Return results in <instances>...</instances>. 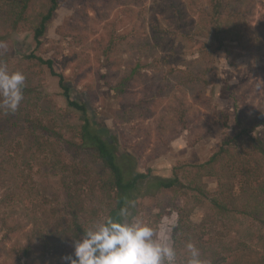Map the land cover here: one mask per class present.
Instances as JSON below:
<instances>
[{
	"label": "rangeland",
	"instance_id": "obj_1",
	"mask_svg": "<svg viewBox=\"0 0 264 264\" xmlns=\"http://www.w3.org/2000/svg\"><path fill=\"white\" fill-rule=\"evenodd\" d=\"M183 1L191 4V7L185 8L198 21L199 11L205 6V0ZM229 1L230 6L225 7L228 9L223 11V16H229L228 10H231L230 15L238 22L233 26L236 30L235 41L225 44L231 51L230 54L224 49L217 52L215 83L208 88L206 96L199 95L195 87L192 91L193 85L190 82L189 87L183 85L187 81L185 76L195 75L199 69L197 64L198 67H192V74L184 73L185 62L193 64L200 56L193 42L189 44L182 42L179 36H168L163 45L152 49L156 45L147 28L150 11L153 9L151 0H132L133 7H129L132 4L130 0H62V6L41 46H37L32 33L34 19L9 32L1 31L7 47L0 48L3 59L0 64L4 63L9 71H20L25 75L24 88L28 87V90L23 89V94L28 92V101L37 102L39 107L47 111L48 118L55 119L65 127L66 120L74 119L77 124L80 122L78 113L68 108L59 86V78L53 76L46 67H39L35 61H26L24 56L35 53L45 59L51 58L55 61L57 72L65 74L74 97L88 103L96 113V121L112 134H117L121 152H128L132 156L123 164L125 168L130 166L136 172L152 178L165 179L172 177L174 167L188 165L186 169H182L181 184L197 185L215 192L218 183L194 165L207 162L222 146L223 135L230 132V127L224 126L226 117L232 126L236 114L241 110H247L249 119L256 115L255 111L264 110V41L259 39L260 28H264L259 25L264 16V0ZM43 5L44 0H37L32 11L40 10ZM238 16H241V20H238ZM196 25L198 26L197 23ZM199 28L201 27L193 30L199 31ZM15 35L19 37V47L13 43ZM108 36L113 41H119L124 36L131 42L130 45L124 42L119 49L118 64L111 74L107 58L99 49ZM157 57H165V61L160 59L161 63L158 65L161 70L158 73L154 74L151 69L148 71L149 76L146 78L151 83L130 86L129 81H126L123 96L115 89V77L124 72L126 66L143 64L147 58L150 64ZM169 62L177 63L178 69L182 71L170 72ZM154 86L170 95V99L163 98L159 103L142 100L145 105L143 108H151L152 112L146 111L140 104L137 109L134 102L146 92L152 95L151 88ZM174 94L182 95L191 111L184 120L171 128L168 139L164 141L160 132L161 120L166 125L173 117L171 108L176 105V99L172 97ZM25 97L26 95L23 96ZM154 98L156 99L155 96ZM28 108H32V105L28 104ZM216 112L219 115L214 117L213 131L191 147V135L203 130ZM45 120L46 123L49 122V119ZM29 128L30 125L24 123L19 113L5 115L0 119V264L64 263L62 257L67 256V248L80 239L69 231V223L75 211L69 205L66 182L71 184L75 194L82 175L69 180L72 171L64 172L62 166L75 167L78 172H84V168L88 167L92 177H98L101 168L96 165L97 153L80 148L79 139H76V143L69 144L47 135L46 142L39 140L45 143L44 149L36 145L38 139L35 135L26 138L28 141L22 139V134ZM66 132L64 129V133ZM37 135L41 139L42 135ZM25 143L34 144L32 153L21 147L27 146ZM238 182L236 180L235 184ZM80 186L78 185L79 188ZM184 195L185 191L177 194L162 193L143 184L134 191V201L128 208L134 218L149 223L157 230L158 236L173 243L174 227L182 209L195 227H191L193 234L203 232L207 234L204 238L208 239L209 236L214 237L217 231H224L226 234L231 233V238L238 237L235 242L246 241L245 235L250 228L247 218L235 215L226 221L214 219L213 216L208 221L206 209L188 203ZM85 204L86 212L90 216L92 214L93 221L109 216L108 210L102 209L106 202H88L87 199ZM112 204L115 206L114 202ZM85 219L82 218L83 225ZM30 237L33 239L32 258H20L19 248L27 246ZM231 238H227L225 242ZM249 239L252 238L247 240ZM211 257L209 253L206 261H211Z\"/></svg>",
	"mask_w": 264,
	"mask_h": 264
},
{
	"label": "trees",
	"instance_id": "obj_2",
	"mask_svg": "<svg viewBox=\"0 0 264 264\" xmlns=\"http://www.w3.org/2000/svg\"><path fill=\"white\" fill-rule=\"evenodd\" d=\"M36 1L0 0V39L2 42H6V40L5 38L3 39L1 31L6 30L9 32L14 27L18 28L34 19L33 23L35 24L32 23L31 26L34 40L38 47L42 45L53 19L62 6V0H44V5L40 10L32 11ZM130 1L132 2V0ZM151 2L153 9L150 11L151 14L149 13L150 18L147 28L152 42L156 45V48L153 47L152 49H157L159 45H163L165 37L168 36H179L182 42H188L189 44L193 42L200 56L193 64L183 60L186 64V66L184 64L186 67L184 73L192 74L194 65L197 67L199 65V69L195 75H192L193 77L191 75L185 76L187 81L183 85L189 87L188 83L190 82V85H193L191 87L192 91L195 87V91L199 95L206 96L208 88L215 83L217 52L224 49L230 54L231 51L225 44L235 41L234 31L236 30L233 26L238 22L230 15L231 10H228L229 16H223V11L228 9V7H225L230 6V1L205 0V6L199 11L198 21L195 20L194 16H190L185 8L186 6L191 7V4H186L183 0H151ZM133 6L132 2L129 7ZM29 14H31L30 17ZM238 20H241V16H238ZM239 25L242 26V23L239 22ZM259 25L260 27L264 26V16H262ZM199 26L201 27L199 31L198 29L193 30ZM259 39H261V42L264 41V28H260ZM124 42L127 45L131 43L124 36L119 41H113L112 37L108 36L99 46L101 54L107 58L106 62L110 74L118 64L119 49ZM13 43L19 47L20 41L17 35L14 36ZM18 52H20V49ZM24 57L28 62L35 61L39 67H46L53 76L59 78V86L67 101L68 108L78 113L77 117L80 122L76 124L74 119L73 121L66 120V127L58 124L55 119L48 118L47 111L39 107L37 102H29L27 98L28 92H25L23 96L26 95V97L23 98L18 110L15 112L19 113L24 123L31 127L26 129V133L22 134V139L28 141L26 138L35 135L38 139L36 145H40L44 149H46L45 143H41L39 140L46 142L47 135L55 136L58 141L69 142V144H74L77 141L76 139H79L80 144L78 145L81 146H79L80 148L86 149V151L89 150L90 153L92 150L97 153L98 164L96 165L101 168V173L98 177H92L88 172V167L84 168V172H78L75 167L62 166L64 172L72 171L69 180L82 175L79 184H77L75 194L71 184L66 182L69 205L75 211L73 219L69 223V231L73 235L81 237L83 231L93 221L92 214L90 216L86 212L85 202L87 199L88 202L89 200L91 202L96 200L106 202V206L102 209L108 210L109 216L115 217L121 207H128L134 201V191H137L145 184L149 189H157V191L162 193L177 194L185 191L184 197L187 198L188 203H193L195 206L206 209L208 221L213 216H215L214 219L219 218L227 221L230 216L235 215L244 216V218L249 220L250 228L247 235H245L246 241L235 242L238 237L231 238L232 234H226L224 231L223 233L217 231L214 237L209 236L208 239H205L206 233L195 232L193 234L191 232L193 231L191 227L193 229L195 227L192 226L187 214L182 209L174 227V246L177 250L179 261L183 262L187 259L188 254L185 246L188 242H191L200 250L203 260L206 261L209 253L211 254V261L208 264H264V110L255 111L256 115L249 119L247 110L243 109L236 114L232 126L229 118H225L224 126L226 128L230 127V132L223 135L222 146L213 153L207 162L202 165H194L195 168L204 170L202 172L206 176H211L214 182L218 183V189L215 192H209L205 187L181 184L182 169H186L188 165L174 167L172 177L165 179L152 178L149 175L136 172L134 169L129 168L130 166L125 168L123 164L128 159H131L132 156L128 152H121L120 148H118L117 134H112L109 129L101 126L96 121V113L89 107L88 103L85 100L81 101V99L74 97L72 87L67 82L65 74L57 72L55 61L51 58L45 59V57L38 56L35 53ZM165 57L160 59L165 61ZM160 59L157 57L149 64V59L147 58L143 64L126 66L125 71L115 77L117 80L116 85L114 84L115 89L123 96L125 94L123 85L126 81H129L130 86L136 83L141 85L151 83L149 82L150 79L146 78L149 76L147 73L150 69L154 74L161 70L158 65L161 63ZM2 61L3 59L0 55V63ZM168 65H170V72L172 73L182 71L178 69L177 63L169 62ZM23 89L27 91L28 87ZM151 89L152 95L146 92L139 100L134 102L137 109L139 104L142 105V108L145 106L141 102L142 100L159 103L163 98L170 99L171 97L166 95L165 91L161 90L160 87L154 86ZM172 97L176 99V105L171 108L174 115L166 125L164 120H161L162 129L160 132L163 139H165L164 141L168 139L171 128L175 127L181 120H184L191 111L190 105L187 104L182 95L174 94ZM198 98L199 96L196 100ZM28 104H31L32 108H28ZM143 109L152 112L151 108ZM129 111L132 112L131 110ZM12 114L0 111V119L5 115L9 116ZM218 115V113L214 114L211 122L205 124L203 130L191 135L189 139L191 147H194L213 131L212 123L215 121L214 117ZM45 119H49V122L46 123ZM64 129L67 130L66 133H64ZM37 133L42 135L41 139ZM25 144L27 146L21 145V147L26 149L28 153H32L34 144ZM49 144L50 146L52 145L51 142ZM236 180L239 181L237 184H235ZM78 185H81L80 188ZM235 187H238V189ZM84 195H86L85 198H83ZM95 196L96 198H93ZM112 202H114L115 206H113ZM246 208L248 210H245ZM82 218H86V225L82 224ZM249 237L252 239L247 240ZM227 238L231 239L225 242ZM28 240L27 246L19 248L21 251L20 258L25 257L27 260L32 258L33 255L31 245L33 239L30 237ZM230 240L231 242H228ZM67 249V255H70L74 251V242ZM58 264H66V262H59Z\"/></svg>",
	"mask_w": 264,
	"mask_h": 264
},
{
	"label": "clouds",
	"instance_id": "obj_3",
	"mask_svg": "<svg viewBox=\"0 0 264 264\" xmlns=\"http://www.w3.org/2000/svg\"><path fill=\"white\" fill-rule=\"evenodd\" d=\"M6 47L0 41V48ZM25 80L22 72L0 64V111L18 110ZM185 247L187 259L181 262L173 242L158 236L149 223L134 218L128 207H121L115 217L93 221L74 241V252L62 259L66 264H208L195 244L188 242Z\"/></svg>",
	"mask_w": 264,
	"mask_h": 264
}]
</instances>
